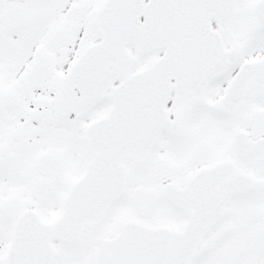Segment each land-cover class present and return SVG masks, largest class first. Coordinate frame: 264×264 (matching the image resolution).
<instances>
[{
  "label": "snow or ice",
  "instance_id": "obj_1",
  "mask_svg": "<svg viewBox=\"0 0 264 264\" xmlns=\"http://www.w3.org/2000/svg\"><path fill=\"white\" fill-rule=\"evenodd\" d=\"M0 264H264V0H0Z\"/></svg>",
  "mask_w": 264,
  "mask_h": 264
}]
</instances>
